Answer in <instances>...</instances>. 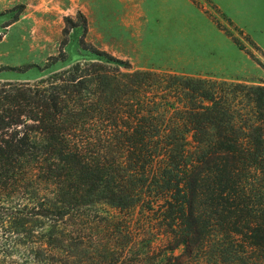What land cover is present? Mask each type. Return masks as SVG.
Here are the masks:
<instances>
[{"label": "trees", "instance_id": "16d2710c", "mask_svg": "<svg viewBox=\"0 0 264 264\" xmlns=\"http://www.w3.org/2000/svg\"><path fill=\"white\" fill-rule=\"evenodd\" d=\"M89 54L34 84L0 82V264H87L102 205L124 228L151 217L170 257L210 232L264 250V87Z\"/></svg>", "mask_w": 264, "mask_h": 264}, {"label": "rangeland", "instance_id": "374dc122", "mask_svg": "<svg viewBox=\"0 0 264 264\" xmlns=\"http://www.w3.org/2000/svg\"><path fill=\"white\" fill-rule=\"evenodd\" d=\"M256 4L250 15L263 17ZM92 49L135 71L264 87V37L238 28L212 0H0V68L37 67L2 71L0 82L34 84L89 60ZM93 212L85 237L95 256L87 255V264H116L121 249L129 250L126 264H137L135 255L143 258L138 264H264L263 249L215 232L202 248L170 257L175 241L154 225L144 228L148 215L138 212L124 228L108 206ZM111 217L118 226L107 225Z\"/></svg>", "mask_w": 264, "mask_h": 264}, {"label": "crops", "instance_id": "0c3cea01", "mask_svg": "<svg viewBox=\"0 0 264 264\" xmlns=\"http://www.w3.org/2000/svg\"><path fill=\"white\" fill-rule=\"evenodd\" d=\"M222 13L227 15L233 23L244 31H251L253 36L257 35L258 39L264 37V13L250 15L252 12L251 3H258L256 6L259 11L264 9V0H212ZM262 5V6H261Z\"/></svg>", "mask_w": 264, "mask_h": 264}]
</instances>
